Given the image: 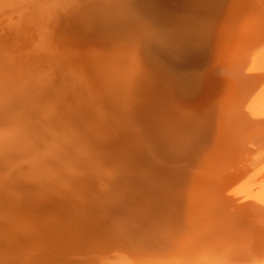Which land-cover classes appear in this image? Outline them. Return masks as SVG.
I'll use <instances>...</instances> for the list:
<instances>
[{"label":"bare ground","instance_id":"obj_1","mask_svg":"<svg viewBox=\"0 0 264 264\" xmlns=\"http://www.w3.org/2000/svg\"><path fill=\"white\" fill-rule=\"evenodd\" d=\"M19 1L0 0V11L9 10L10 8L13 12L18 9L20 13L17 10L15 14L13 13L14 15L11 12V14H8V16H16L18 22L20 17L23 18L22 15L26 10H29V14L35 11V18L40 19L41 17L42 20L46 21L48 19L47 21L50 22L53 17L58 26L64 27V21H60L62 24L57 21V16L60 14L57 15L56 11H60L62 12L61 17H64L61 19L65 20V29L68 27L66 22L70 23L72 27L75 25V27H80L78 29L80 33L73 29L76 31L74 33H77L80 39L81 36L87 39L90 49H86V51H90L91 57H94L95 60L94 62L90 61L88 57V63L85 62L87 67L85 66V68H91L95 72V83L97 84L95 86L92 83V86L94 84L96 88L97 85H101L102 88L94 91L91 88V91L87 94L88 96L85 95L84 100H80V103L75 106L73 103V107L68 109L69 117L66 116L67 113L64 117V119L68 118L69 121L70 118H90L86 119L85 122L83 120L85 125L88 126L86 129L89 128V130L92 126L97 125L98 132L96 131L95 135L98 138L94 139L91 136L93 129L89 132L91 138L85 132L92 144L89 145L90 143H88V145L91 146V150L92 148L95 149V154L91 151H89L91 154H87V147L83 146L84 144L87 145L86 141L82 146L80 145L82 140L78 143L80 146L78 144L76 146V142L72 141V136L74 133L79 132L78 129L77 131L74 130L73 133L72 128L70 131L72 136L71 133H65L66 130H63L64 133H62L57 129H50L52 127L45 129L48 126L43 123L44 118H51L52 120V115L57 112L54 113L53 110H50L51 108L54 109L52 105L51 108L49 107L50 109L42 107L39 110L37 106L36 110L31 109L32 111H30L29 106H33V104H27V107L21 113L18 112V109L22 104H18V107H13L14 104L11 108L8 106L10 99H13V97H15L17 103L18 88L12 87V85L17 86L13 84V79L23 83L24 88L27 84L30 86L31 83H35L36 87H40L39 93L42 92L43 84L47 79L43 81L41 75L38 76L39 71H36L38 67L29 64L27 55L30 53H25L26 56L24 54V56L20 55L17 61L15 56L19 55L20 52L18 54L17 48H15L17 54L14 55L13 52V55L17 65L13 66V60H7L8 57L6 58L5 53L3 54V47L0 48V83L6 85L3 87L0 84V206L6 214L7 210L10 214L12 212L10 210L16 211L23 207L22 203L29 198H26L28 196L26 193H30L28 186L32 183L29 182L31 184L27 185V189L23 187L26 184H22V186L21 183L28 182L29 178L32 177L35 179L36 177L33 176L35 174L38 175V179L41 178L39 176L46 179L44 180L47 183L46 188L50 183L53 184L54 177L58 179L60 177L62 180H64L63 177H66L67 181L63 183L61 181L60 184V179L59 184L55 183L59 186L54 187V184L53 187L49 186L51 187L48 189L49 191L54 188L56 190L42 192V195L43 193L44 195L52 193L54 195L51 198H53L58 193H62L70 197L69 199L66 197L65 203V195L60 194L63 196V201H60V197L57 195L59 203L64 202V204H67L62 208H64V211L66 208L69 214L67 215L70 219H73L72 221L68 220L70 221L68 223L72 225V227L69 225L70 229L75 228V226L80 228L78 230L77 227L76 231L72 230L69 233L70 230L66 226L63 227L62 232L61 230L58 232V223L54 222V218L52 220L47 216L49 220L44 222L43 227L41 225L44 233L40 234L41 229L37 232V227V230L33 227L35 224L33 226L30 223L25 225L26 222L24 223V221V224H22L16 223L14 222L16 220H14L13 227L10 230H8L9 225H7L9 226L8 229L2 225L3 227L0 228V264H264V0H21L24 5ZM19 3L22 6H25L26 3L29 4L28 9L20 6ZM12 4L15 7L14 10ZM5 6L7 9H4ZM34 6H36L35 9ZM4 18L6 19V17ZM35 18L29 20L36 24L38 21ZM12 19L10 18L6 22L11 25L10 21H14ZM72 23H75V25ZM19 24L21 25V21ZM33 27V29H38L36 26ZM1 29L3 33V26ZM14 29L16 28L14 27ZM41 30H44V28L41 27ZM55 30L54 32H56ZM48 31L49 29H47ZM70 31H68V35ZM33 32L35 33V31ZM64 32H61L60 39L67 36V34H64L62 38ZM23 33L25 34V31ZM18 34L15 37L18 38L20 36ZM11 35L13 34L10 33L9 36ZM29 35H32L31 32ZM38 36L41 35L37 34V38ZM13 37L9 38L12 39ZM47 38L41 36V39L51 41V38ZM3 39L5 38L3 37ZM3 39L0 37V43H3ZM40 40H38L39 43ZM65 40L67 39L65 38ZM59 42L61 43V40ZM63 42L65 41L63 40ZM7 43L11 42L8 41ZM8 45H4L6 50L10 47V44ZM11 45H14V43ZM46 45L49 46V42ZM75 46L77 45L75 44ZM27 47L30 46L27 44ZM64 48L66 49V47ZM28 49L31 51V47ZM47 49L52 50L51 48ZM9 50L12 49L9 48ZM57 51L55 50V54ZM86 51L83 52L85 53L84 56ZM6 52L8 53V51ZM39 52L41 53V51ZM65 53L67 51L62 54ZM71 53L65 55L70 57ZM45 54L43 55L45 56ZM34 55L36 54L34 53ZM39 58L42 60L41 57ZM46 62L49 63L47 60ZM7 64L13 66V69L11 67L7 69ZM53 68H51L52 71ZM79 68L81 70H78L85 74L84 67L83 69L82 67ZM45 70L44 73L46 74ZM76 71L72 73L75 75ZM44 73L42 76H46ZM47 75L51 74L47 73ZM61 75L64 77L62 71ZM52 76H54L53 72ZM56 78L58 82V77ZM68 79L71 81L70 77ZM49 84L52 88V83ZM62 85L65 84L62 83ZM31 86L29 87L30 90ZM66 86L68 88L70 85L68 86L67 83ZM216 86L219 89L221 87V91L219 90L220 96H217L219 98L217 108L213 107L216 109L219 107L221 112L219 110L217 112L216 109L214 111L212 106H208L210 109L212 108L211 110L209 108H207L209 110H206L205 104H202L203 109L200 108L198 99H204V95L197 98L198 105L195 104V101H190L191 104L194 102L193 104L199 107H192L193 109L189 111H192L191 114L196 113L193 118H202V121L203 118L209 119L210 111H213L219 120L222 118L225 129L218 132V134L221 133L224 139L216 135L210 142L207 140L203 142L207 144L205 147L203 143L201 144L204 147L203 149L195 146L196 149L194 147L195 151H193L194 139L198 140L200 135L201 138L205 135L202 136V134L197 133L198 129H196V133H192V136H190V129L196 128L190 122V120L193 122L194 119L191 117V119L188 118L190 119L188 121L186 118L189 124L186 121V124L184 123L185 128L186 125H191V127L188 126V130H190V135H188L184 132V128L175 130V127L171 125L170 128H174L168 130L169 125L166 127L163 121V118L167 116L165 117L162 112L164 117H160L161 113L157 115L154 109H158L157 104H163L165 98H167L166 101L169 97V99L177 100L179 98V100L182 99L184 103H187L189 100L185 99V101L183 98L192 95V99L195 100L197 95L195 96L194 93L198 90L202 88L203 90H209L216 88ZM38 87L34 89L38 90ZM24 88H22V91ZM51 88L50 91H52ZM12 89H15L17 94H15V91L12 92ZM79 89L84 88L82 86ZM217 89L214 91L218 92ZM103 90L107 91L104 92ZM158 90H162L163 95L160 93V96L165 98L151 100V97H154V93ZM24 92L28 94L27 87ZM209 92L206 93L207 96H210L208 95ZM52 93L54 95V92ZM29 94L31 100V96H37L35 91H33L34 95L31 92ZM46 94H48V91ZM70 94L72 95V93ZM82 94L84 95V93ZM199 94L201 93L199 92ZM42 95L46 97L44 93ZM43 96L42 98H44ZM73 96L76 97V95ZM24 98L21 99L20 97V100L27 102L28 98ZM37 98H40V95ZM64 99L66 100V97L62 100ZM51 100L54 102L53 99ZM32 101L36 103L34 98ZM32 101L31 103H33ZM171 101L170 106L171 103L174 105ZM211 101L213 103V98ZM211 101H208V103H211ZM28 102L30 103V101ZM182 102H179V105ZM12 103L13 100L10 104ZM50 103L52 104V102ZM49 104L45 105L48 107ZM68 104L69 102L65 106ZM164 106L162 109L166 108ZM28 107L29 109H27ZM22 108H24V105ZM180 108H182V105ZM66 109H63V111L65 112ZM168 109L171 110L172 108L169 107ZM177 109L174 108V111ZM181 110L178 109L175 113L178 112V115H180ZM184 110L182 111L184 112ZM157 111L161 112V110ZM170 113L173 114V111ZM175 113L173 114L174 119ZM184 115L182 114L181 117L184 118ZM185 116L190 117L187 114ZM171 117L168 119L170 120ZM26 118H31V121ZM32 118H35V120H37L36 118H43V121H39L40 119L37 121L42 122L46 127L40 128L39 124L32 123ZM58 118L59 121L63 120V116ZM143 118L145 119L143 120ZM146 118H162L161 120L164 123L160 122L159 119L160 124L155 123L156 127H154L153 123H150L153 122V119L147 122ZM176 119L171 120L173 123L178 124L179 118ZM208 119H204L206 125ZM73 121L75 120L73 119ZM195 121L193 123H196ZM47 122L49 125L51 121ZM83 122L81 121V123ZM204 122L202 127H205L203 126ZM62 123L65 124V121ZM51 124L53 125L52 122ZM85 125L82 128L84 130H86ZM56 126H59V124ZM67 126L66 129L69 128L70 130L71 128ZM104 126L108 129L107 135L111 133V136L106 135L105 138H102L103 134L100 130L103 131L102 127ZM216 126L218 127V125ZM207 127L206 129H208ZM212 129L215 131L216 127L212 126ZM203 130H200V132ZM66 135L69 136L66 137ZM112 136L115 140L112 139ZM85 137L83 135L80 139ZM171 137H174V140L170 139L169 142ZM201 138L198 142L202 140ZM111 142H114V144ZM199 143L197 144L199 145ZM72 145L76 148H72ZM77 147L79 153L75 151ZM80 150L82 153H80ZM73 151L76 153L74 154ZM64 153L72 159L68 165L64 163L67 157H65V160L63 159V162L60 161V157H63ZM87 156L94 163L89 164ZM52 160L61 162L60 167L54 162L56 167L59 168L56 170L57 172H51L54 165L50 167L49 162ZM68 161L70 162V159H67V163ZM20 163H22L21 166L26 163L27 171L24 172L26 174L23 176L16 175V180L14 174H16L17 168H21ZM3 165L9 168L6 167L7 172L4 171ZM58 171L61 172L59 176ZM17 172L20 173L18 170ZM13 179L16 181L15 184H11ZM38 179L36 182L39 185L35 181L34 183H36V187L40 186L39 188H41V182L39 181L42 180L38 181ZM36 192L34 189L31 193ZM38 194H36L37 198L43 200L44 196L39 197ZM24 195H26L25 198ZM82 195L90 197L86 199L87 202L83 201V207L86 203H91L93 198L97 205L94 207L88 205L89 208L86 209L77 207L76 204L83 199V197H78ZM47 197L48 195L45 198ZM77 198L79 202L75 204L74 200H78ZM29 199L33 200L31 197ZM45 200L48 199H44V202ZM26 204L24 206H30ZM59 208L61 209V207ZM39 210L41 209L39 208ZM49 210L50 212L53 211ZM45 212H47V208ZM6 214L2 213L0 219H5L8 216ZM22 216L27 217L25 220L29 219L26 215ZM51 216L53 217L52 214ZM41 219L37 221L39 222ZM7 221L5 219V222ZM62 223L61 225H63ZM66 229L69 231L66 232ZM71 233L73 239L75 236L73 242L71 241V235H69ZM35 235H39V239L43 236L44 241H36L37 237ZM30 239L34 243L35 241L38 242V245L35 243L37 246L32 247V243V245L30 242L27 243ZM71 243L74 245L70 246V250L65 249V245L68 246L67 244Z\"/></svg>","mask_w":264,"mask_h":264},{"label":"rangeland","instance_id":"obj_2","mask_svg":"<svg viewBox=\"0 0 264 264\" xmlns=\"http://www.w3.org/2000/svg\"><path fill=\"white\" fill-rule=\"evenodd\" d=\"M47 1H48V0H47ZM19 2L21 3L22 1L20 0ZM14 3H16V2H14ZM20 3H19V4H20ZM27 3H28V2H27ZM27 3H26L25 6H22L21 4H20V6L25 7V9H26V7L29 5V4L27 5ZM44 3H45V2H44ZM10 4H11V3H10ZM22 4L24 5L23 2H22ZM14 5H15V4H14ZM17 5H18V4H17ZM30 5L32 6V4H30ZM11 6H13V4H12ZM15 6H16V5H15ZM39 6H40V5H39ZM13 7H14V6H13ZM16 7H17V6H16ZM35 7H36V6H34L33 8L35 9ZM3 8H4V7H3ZM3 8H2V9H3ZM19 8H20V7H19ZM4 9H7L6 6H5ZM14 9H15V7L13 8V10H14ZM27 9H28V7H27ZM29 9H30V8H29ZM9 10H10V8H9ZM9 10H3L2 12L0 11V13H1V17H0V37H1V39H3V37L5 38V39H3V43H0V48L3 47L2 50H3V54L5 53L4 56H6V58L8 57L7 60H11V59H12V60H13L12 62H14L13 66H16V65H17V61H18V59L20 58V55H21V56H24L25 53H30L31 55H30V54H29V55L26 54V55H27V58H28V57L30 58V59L28 58V60H29V61H28L29 64H32L33 66H37L38 68H37V69L35 68V69H36V71H39L38 76L41 75V77L43 78V81L47 79L46 81H48L49 83H52L53 86H52V88H51L50 84L47 83V82L45 81V83L43 84L44 88L42 89V92L39 93L38 91H40V90H39L40 87L37 86V87H38V90H35V89L37 88L35 83H34L35 85L31 83L32 86H34V87H32L31 84H30V86H31V90L29 89L30 86H28V84H27L26 87H27L28 94L31 92L32 95H34V94H33V91H35V92L37 93V96H35V97H34V96H31V97H32V100H33V98H34V100L36 101V103H35V102L32 101L31 99H29V98H30V94L28 95V94H26V92H24L25 89H26V87L24 88V86L22 85L23 83H21L19 80H17V81H18V83H17L16 79H15V80L13 79V81H12L13 84H14L15 86H16V85H17V86L14 87V86L12 85V87L15 88V89L18 88V94H17V91H15V89H14V90L12 89V90H13L12 92L15 91V94H17V96H18L19 98L17 97V103H16V99H14L15 97H13V99H10L8 106H10V108H11L13 104H14L13 107L17 106L18 104H22V105L19 106L20 109H18V110H19L18 112L21 113V112L27 107V104H29V105H30V104H33V106H34V107H33L32 105H30V106H29L30 109H29V107L27 108V109H29L30 111H32L31 109L36 110L37 106H38L37 109L40 110V108H42V107H46L47 109H48L49 107L51 108V105H52L54 109H52V108H51V109L49 108V109H50V110H53L54 113L57 111L54 115H52V118L54 119V120H53V119H52V120H53L54 122L51 120V118H49V119L44 118V121H45V122L42 120L43 118H39L40 120H39L38 118H36V119L39 120V121L42 120L44 124L46 123V125L48 126L47 128H45L46 125H44V124H42V122H40V123L42 124V125H41V124L39 123V121L35 120V118H34V119L32 118V123H35V124H37V125L39 124L38 126H40V128H43V127L45 126V127H44L45 129H49L50 127H52V128H50V129H57L58 131H60V132H62V133H64L63 130H66L65 133H67V132H68V134L71 133V134H70L71 136H72V132L74 133V130L77 131V129H78L79 132L74 133V135L72 136V138H73L72 141H75V142H76V146H77V144H78L81 140H82V141L80 142V145H81V146H82V145L84 144V142L86 141V142H87V145H86V144L83 145L84 147H85V146L87 147V150H86L87 152H86V153H87V154H91L92 152L94 153V150H95V149L92 148V150H91V146H89V145H92V144L89 142V140H90L89 137L91 138V136H93L94 139H95V138H98V136L95 135V134H96L95 132H96V131L98 132V130H97V125L94 124V125H95L94 127H95L96 129L92 126V128H90V130H89V128L86 129L88 126L85 125L84 122H85L86 119H90V118H86V119H85V118H70V121H69L68 118H65L66 120L64 119L66 113H67L66 116L69 117V114H68L69 111H68V109H71V108L73 107V103H74V106L77 105L78 103H80V100H81V101L84 100L85 95H86V97L88 96V95H87L88 92H90L91 90L94 91V90H98V89L102 88L101 85H97L98 87L95 88V86H96L97 83H95V82H96V79H95V76H94V74H95L94 70L91 69V68H85V66L87 67V64H86V63H88V57L90 58V61H91V60H92L93 62L95 61V60H94V57L92 58L91 55H90L91 52H90V51H89V52L86 51V49H87V50L90 49V48H89V47H90L89 42H87V39H85V37H82V36H81V39H80V37L77 36V33H80V32H79L80 30L78 31V29H80V27H79V26L75 27V26H76L75 23H72L73 25H75V26H74L75 28H74V27H72V25H71L70 23L66 22V25H68V27H66V29H67V30H66V29L64 28V27H65V20H62V19H61V18H64V17H61L62 12L58 11V12H59V13H58V12L56 11V9H55V11H56L57 15L60 14V15L57 16V21H58L59 24H62L61 22L64 21V22H63L64 27H62L61 25L58 26L57 23H56V20L54 21L53 17L51 18L52 20L50 19V22L47 21L48 19H47L46 21H45L44 19L42 20L41 17H40V19L35 18V14H36L35 11H33V13H30V14H29V12H28L29 10H28V11L26 10V12H24V14L22 15L23 18L20 17V20H19V18H18L19 22L21 21V25H20L19 22L16 20V19H17L16 16H13V15L16 13V11H17L18 9H15L13 12H11L12 9H11L10 11H9ZM18 11H19V10H18ZM30 11H32V10H30ZM53 11H54V9H53ZM5 12H7V13H6L7 16L5 15ZM10 12H11L12 14H13V13H14V14L11 15V16L9 15V16H10V17H9L8 14H11ZM21 12L23 13V11H21ZM19 13H20V11H19ZM52 13H53V12H52ZM17 15H18V14H17ZM24 15H25V18H24ZM30 15H31V18H30ZM27 16H28V17H27ZM52 16H53V15H52ZM4 17H6V19H5ZM13 17H14V18H13ZM26 17H27V18H26ZM59 17H60V19H59ZM3 18H4V19H3ZM10 18H11V19L13 18L14 21L16 22V24H15L14 21H13V22L10 21L11 25L9 24V22H6V21H7L8 19H10ZM33 18H35V20L38 21V22H36V24L33 23V22L31 21ZM55 18H56V16H55ZM13 19H12V20H13ZM21 19H23V20H21ZM29 19H31V20H29ZM22 21H23V23H22ZM60 21H61V22H60ZM2 22H3V23H2ZM5 22H6V24H5ZM44 22H45V23H44ZM12 23H13V24H12ZM38 23H39V26H38ZM50 23H51V24H50ZM54 23H56V24L54 25ZM7 24H8V25H7ZM24 24H25V25H24ZM28 24H29L30 26H32V25H33V26H36L38 29H36V28L33 29L34 27H33V26L30 27ZM34 24H35V25H34ZM46 24H47V26H46ZM49 24H50L51 26H50ZM9 25H10V26H9ZM43 25H44V26H43ZM48 25H49V26H48ZM70 25H71V27H69ZM2 26H3V28H4V32H3V33H2V29H1ZM12 26H13V27H12ZM14 27H15L16 29H17V27H19L18 29H21L22 32H21V30H18V29L16 30V29H14ZM21 27H22V28H21ZM24 27H25V29H23ZM41 27H42V29L44 28V30H41ZM45 27H46V28H45ZM49 27H50V28H49ZM52 27H53V28H52ZM55 27H57V28H55ZM59 27L61 28L60 31H59V29H60ZM5 28H6V29L9 28V29H7V31H9V32H7V31L5 32V30H6ZM11 28H12V29H11ZM58 28H59V29H58ZM63 28H64V29H63ZM10 29H11V31H10ZM31 29H32V30H31ZM45 29H46V30H45ZM47 29H49L48 32H47ZM51 29H52V30H51ZM53 29H54V30L56 29V30H55L56 32H54ZM57 29H58V30H57ZM71 29H72V30H71ZM73 29H75V30L77 31L76 34L74 33V32H76V31H74ZM30 30H31V31H30ZM50 30H51V31H50ZM62 30H63V31H62ZM70 30H71V31H70ZM13 31H14V32H13ZM24 31H25V34L23 33ZM27 31H28V32H27ZM32 31H35V33H34V32L32 33ZM36 31H37V34H38V35L40 34L43 38H47V37H48L47 39H50V38H51V41H50V40H44V39H41V36H40V37L38 36V38H37ZM38 31H40V32H38ZM42 31H46V32H42ZM64 31H65V32H64ZM66 31H67V32H66ZM68 31H70L69 35H68ZM17 32H18L19 34H18ZM20 32H21L22 34H21ZM30 32H31L32 35H31V36H30V35L28 36V34H29ZM41 32H42V33H41ZM57 32H58V34H57ZM59 32H60V34H59ZM61 32H64V33H62V38H63L64 34H67V36H64L63 39H60V37H61V36H60V35H61ZM1 33H2V34H1ZM10 33L13 34L14 37H13V35L9 36ZM27 33H28V34H27ZM46 33H47V34H46ZM49 33H50V34H49ZM51 33H52V34H51ZM17 34L20 35V36H18V38L15 37V36H17ZM55 34H56V35H55ZM74 34H75L76 36H75ZM23 35H24L25 37H24ZM33 35H34V36H33ZM50 35H51V36H50ZM73 35H74V36H73ZM7 36H8V40H7ZM58 36H59V37H58ZM9 37H13V38H12L13 40H12L11 38H9ZM20 37H21V38H20ZM29 37H30V38H29ZM53 37H54V38H53ZM70 37H71V40H70ZM72 37H73V38H72ZM33 38H34V39H33ZM36 38H37L38 40L41 39V40H40L41 42L39 43V41H38ZM57 38H58V39H57ZM65 38H66L67 40H65ZM23 39H24V40H23ZM31 39H32V40H31ZM52 39H53V41H52ZM72 39H73V41H72ZM16 40H17V42H16ZM60 40H61V43L59 42ZM63 40H64L65 42H63ZM81 40H82V41H81ZM8 41L11 42V43H7ZM19 41H20V42H19ZM22 41H23V42H22ZM27 41H28V42H27ZM54 41H55V42H54ZM35 42H36V44H35ZM48 42H49V46L46 45V44H48ZM67 42H68V43H67ZM79 42H80V43H79ZM86 42L88 43V45H87ZM12 43H14V45H15V44H16V45H15V46H14V45H11ZM18 43H20V44H18ZM45 43H46V44H45ZM54 43H55V44H54ZM74 43H75L77 46H75ZM1 44H2V45H1ZM8 44H10V47H9V48H11L12 50H9V48H7V50H6V46H9ZM25 44H26V45H25ZM27 44H28V46L31 47V51H29L30 49H28V48H30V47H27ZM52 44H53V45H52ZM57 44H58V45H57ZM71 44H72V45H71ZM4 45H6V46H4ZM20 45H21V46H20ZM40 45H43V46H40ZM50 45H52V46L50 47ZM64 45H65V46H64ZM66 45H67V46H66ZM69 45H70V46H69ZM86 45H87V47H86ZM63 46L66 47V49H65ZM72 46H73L75 49H74ZM84 46H85V48H84ZM39 47H40V48H39ZM45 47H47V48H49V49L51 48L52 50L50 51V50H48V49L45 48ZM59 47H60V49H59ZM71 47H72V48H71ZM82 47H83L84 49H83ZM15 48H17L16 50L18 51V54H19V52H20L19 55H16V56H15L17 61H14V60H15L14 55L17 54ZM26 48H27V49H26ZM37 48H38V49H37ZM76 48H77V49H76ZM4 49H5V51H4ZM13 49H14V50H13ZM34 49H36V50H34ZM54 49H55V50H58V51L56 52V54H55V50H54ZM69 49H70V50H69ZM20 50H21V51H20ZM24 50H25L26 52H25ZM42 50H43L44 52H43ZM47 50H48V51H47ZM68 50H69V52H68ZM6 51H8V53H7ZM23 51H24V53H23ZM27 51H28V52H27ZM39 51H41V53H40ZM45 51L48 53L47 55L45 54V53H46ZM52 51H53V52H52ZM63 51H64V52L67 51V53H71V52L74 53V52H75V54L71 53V55H70V57H69L68 55H67V56L65 55V54H67V53L62 54V53H64ZM81 51H82V53H81ZM85 51H86V55L84 56L85 53H83V52H85ZM13 52H14V55H13ZM21 52H22V53H21ZM58 52H59V53H58ZM34 53H35L36 55H34ZM77 53H78V55H77ZM23 54H24V55H23ZM43 54H45V56H47V57H45ZM81 54H82V55H81ZM11 55H12V56H11ZM26 55H25V56H26ZM33 55H34V56H33ZM38 55H39V56H38ZM42 55H43V56H42ZM62 55H63V56H62ZM76 55H77V56H76ZM92 55H93V54H92ZM9 56H10V57H9ZM32 56H33V57H32ZM36 56H37V59H38L39 61L36 59ZM48 56H50V57H48ZM59 56H60V58H59ZM64 56H65L66 58H65ZM79 56H80V57H79ZM18 57H19V58H18ZM39 57H41L42 60H41ZM72 57H73V58H72ZM47 58H49L51 61H50L49 59H47ZM56 58H57V59H56ZM58 58L60 59V61L58 60ZM64 58H65V60H64ZM68 58H69L70 61L72 60V62H70V61L68 60ZM75 59H76V60H75ZM7 60H6V61H7ZM33 60H34L35 63L33 62ZM44 60H45V61H44ZM46 60L49 61V63L46 62ZM55 60H56V61H55ZM62 60H63V61H62ZM67 60H68V61H67ZM42 61H43V63H42ZM66 61H67V62H66ZM52 62H53V63H52ZM54 62H55V63H54ZM56 62H57V64H56ZM65 62H66V63H65ZM68 62H70L69 65H67ZM85 62H86V63H85ZM39 63H40V64L42 63L41 66L43 67V69H42V67L40 66ZM50 63H51V65H49ZM61 63H62L63 66L61 65ZM71 63H72V65L70 66ZM59 64H60V65H59ZM11 65H12V63H11ZM11 65H10V64H7V69H10V68H8V67H11V69H13V68H12L13 66H11ZM46 65H48V66H46ZM66 65H67V66H66ZM49 66H50V67H51V66L54 67V68H53L54 70L52 71V69H51L52 67L50 68ZM55 66H56V67H55ZM73 66H74V68H73ZM46 67H47V68H46ZM48 67H49L50 69H49ZM63 67H65V68L63 69ZM79 67H82V69H83V67H84L83 71L85 70V74H84L83 72H80V71H79V70H81V68H79ZM88 67H89V66H88ZM56 68H57V69H56ZM68 68H70V69H68ZM38 69H39V70H38ZM45 69H47V70H45ZM66 69H67V70H66ZM78 69H79V70H78ZM87 69H88V70H87ZM33 70H34V68H33ZM44 70H45L46 74L44 73ZM56 70L58 71V73H57ZM65 70H66L67 72H66ZM69 70H71V71H69ZM76 70H77V71H76ZM89 70H90V71H89ZM40 71H41V73H40ZM47 71H48V72H47ZM50 71L53 72V75H54V76H52V72H50ZM59 71H60V72H59ZM61 71H62V74H63L64 77H62V75H61ZM73 71H76V72H77V73H75L76 76L72 73ZM91 71H92V72H91ZM42 72H43L46 76H42V74H43ZM54 72H55V73H54ZM47 73H49V74H51V75L48 76ZM56 73H57L56 77H58V82H59V83L56 81V79H57V78L55 77V74H56ZM70 73H72L73 75H72V74L70 75ZM67 74H69V75H67ZM86 74H87V75H86ZM90 74H92V75H91L90 77H88ZM81 75H82V76H81ZM84 75H85V76H84ZM50 76H51V77H50ZM71 76H72V77H71ZM78 76H79V77H78ZM46 77H47V78H46ZM59 77H60V79H59ZM61 77H62V78H61ZM67 77H68V78L70 77V78H71V81H70V79H68ZM73 77L75 78V80H74ZM76 77H77V78H76ZM48 78H49V79H48ZM50 78H51V80H50ZM63 78L66 79L67 81H66V80L63 81V80H64ZM80 78H81V80H80ZM82 78H83V79H82ZM86 78H88V79H86ZM92 78H93V81H92ZM61 79H62V81H61ZM76 79H77V80H76ZM94 79H95V81H94ZM78 80H79V81H78ZM51 81H53V82H51ZM54 81H56V83H55L56 85L53 84ZM68 81H70L71 83L68 82ZM72 81H76V82H72ZM80 81H82V82H80ZM85 81H86V82H85ZM15 82H16V83H15ZM78 82H79V83H78ZM90 82H91V84H90L91 86L89 85ZM62 83L65 84V85H67V83H68V86H69V85H70V86L67 88V86L65 87V85H62ZM74 83H75V84H74ZM83 83H85V85H83ZM92 83H94L95 86H94V84H93V86H92ZM0 84H1V86H3V87L6 86V85H4V83H0ZM71 84H72V85H71ZM21 85H22V88H24L23 91H22ZM46 85H47V86H46ZM77 85H78V88H77ZM7 86H8V85H7ZM48 86H49V87H48ZM60 86H61V87H60ZM82 86H83L84 89H79V88H82ZM89 86H90V87H89ZM218 86H220V85H218ZM218 86H216V88L214 87L215 89H214V88L209 89L210 92H209V90H207V89L203 90V88L200 89V90H198L196 93H194L195 96L197 95L196 97L194 96V97H195V100L192 99V98H193L192 95L189 96V97H185V98H183L184 100H185V99H186L187 101L189 100L187 103H186V102L184 103V101H183L182 99H180V100H179V98H178V100H177V99H173V98L169 99V98H170V97H169L168 100H170V101L172 100V101H173V104H174V105H172V103H171V106H170V101H169V102H168V100L166 101L167 98H165L164 96H160L161 94L163 95V93H161L162 90H161V91H160V90L156 91V92L154 93V97H151V100H153V101H154V100H158V99H160V98H162V97L165 98V99H164L165 101L163 102V104H157L156 107H157L158 109H154V111L157 112V115H159V113H161L160 117H164V114H165V117L167 116L166 118H163V121L165 122L164 125H165L166 127L169 125V126L167 127L168 130H169V129H173V128L175 127V128H174L175 130H178L179 128H180V129H183V128H184L183 130H185L184 132H185L186 134L190 135V133H191L190 136H192V133L195 134L196 132L199 133V134H202V136L205 134L202 138L200 137L201 135L198 137V140H199V138L202 139L201 141H199V142H201V143H199L198 140H197L196 138L194 139V141H193L194 144L192 143V144L194 145V146H193V151H195L196 147H198V146H199L198 148L201 147L200 149H203V148L207 145L206 143L204 144L203 142H205L206 140L210 142L211 139H212L214 136H216V135H218L220 138H223V135H221V133L218 134V132H221V130L225 129V127H223V126H225V125H224L225 123H224V121L222 120V118H220V120H219L218 118H216V115L213 113V111H210L209 119H208V118H203V121H205V122H204L205 124H204L203 126H205V127H202V124H203V121L201 120L202 118H201V119H200V118H193V117L196 115V113H192V114H191L192 111H189V110H191V109H193V108H196V107L198 108L199 106H200V108L203 109L204 106H203L202 104H205V105L207 106V107L205 106V109H206V110H209L211 106H212V107L215 106V107L217 108V102H218V99H219V98H217V96H218V95L220 96V93H219V92L221 91V87H220V89H219ZM47 87H48V88H47ZM57 87H58V88H57ZM59 87H60V88H59ZM62 87H63V88H62ZM71 87H72V88H71ZM217 87H218V89H217ZM1 88H2V87H1ZM34 88H35V89H34ZM50 88H51L52 91H50ZM66 88H67V89H66ZM70 88H71V89H70ZM73 88H74V89H73ZM91 88H93V89H91ZM94 88H95V89H94ZM47 89H48V90H47ZM53 89H54V90H53ZM56 89H57V91H56ZM68 89L71 90V91L69 92ZM77 89H78L80 92H79ZM85 89H86V90H85ZM88 89H89V90H88ZM90 89H91V90H90ZM213 89H214V90L217 89L218 92H217V91L215 92ZM29 90H30V91H29ZM32 90H33V91H32ZM66 90H67V93H66ZM202 90H203V91H202ZM212 90H213V91H212ZM219 90H220V91H219ZM19 91H20V93H19ZM47 91H48V94H46ZM81 91H82V92H81ZM101 91H102V89H101ZM103 91L105 92V91H107V90H103ZM204 91H205V93H204ZM211 91H212V92H211ZM50 92H51V93H50ZM52 92H54V95H53ZM77 92H78V94H76ZM199 92L202 94V96H201V94H199L200 96L198 95ZM208 92H209L208 95H210V96H207V95H206V93H208ZM23 93H24L25 95H24ZM38 93H39V94H38ZM43 93H44V95H46V97L42 95ZM49 93H50V94H49ZM58 93H59V94H58ZM70 93H72V95H71ZM82 93H84V95H83ZM160 93H161V94H160ZM211 93H212V94H211ZM214 93H215V94H214ZM20 94H23L24 96H23V95H20ZM57 94H58V96H57ZM65 94H66V95H65ZM69 94H70V96H69ZM155 94H156V95H155ZM19 95H20V96H19ZM39 95H40V98H37V97H39ZM48 95H49V97H47ZM67 95H68V97H67ZM73 95H76V97H74ZM203 95L205 96L204 99H203V98H202V99L199 98V97H203ZM14 96H15V95H14ZM26 96H27V97H26ZM42 96H43L45 99L42 98ZM56 96H57L58 99L55 98ZM72 96H73V97H72ZM77 96H78V98H77ZM82 96H83V97H82ZM152 96H153V95H152ZM155 96H156L157 98H156ZM219 96H218V97H219ZM20 97H21V99H22L23 97H25L24 99H27V98H28L27 100L30 101V103H29L28 101H27V102H25V101H23V100L21 101V100H20ZM52 97H53V98H52ZM60 97H61V98H60ZM65 97H66V100H65V99L62 100V99L65 98ZM208 97H209V99H208ZM35 98H36V99H35ZM54 98H55V99H54ZM197 98H199L198 100H199L200 105H199V106H195V105L193 104L194 102H192V104H191L190 101H195V104H197V103H198ZM212 98H213V103H212V101H211ZM214 98L216 99V102H215V99H214ZM18 99H19V101H18ZM41 99H43V101H41ZM46 99H47L48 102L46 101ZM48 99H49V100H48ZM51 99H53L55 103H54ZM59 99H60V100H59ZM74 99H75V101H74ZM76 99H77V101H76ZM6 100H9V99H6ZM12 100H13V103L10 104V103L12 102ZM14 100H15V101H14ZM186 100H185V101H186ZM205 100H206V101H205ZM20 101H21V102H20ZM31 101H32L33 103H31ZM59 101L61 102L62 105L60 104ZM72 101H73V102H72ZM172 101H171V102H172ZM182 101H183V102H182ZM196 101H197V102H196ZM202 101H205V102H202ZM208 101H211V103H210V102L208 103ZM24 102H25V103H24ZM50 102H52V104H51ZM67 102H69V104H68L67 106H65V104H67ZM75 102H76V103H75ZM167 102H168L169 105L167 104V106H166V103H167ZM179 102H182V103L179 105ZM189 102H190V103H189ZM41 103H42V104H41ZM43 103H44V104H43ZM49 103H50V104H49ZM58 103H59V105H58ZM214 103H215V104H214ZM45 104H46V105L49 104L50 106L47 107ZM63 104H64L65 107L63 106ZM187 104H188V105H187ZM210 104H211V105H210ZM23 105H24V108H22ZM43 105H45V106H43ZM55 105H56V106H55ZM158 105H159V106H158ZM160 105H161V107H160ZM163 105H165L164 107H166V108H163V109H162ZM175 105H178V106L176 107ZM181 105H182V108H180ZM197 105H198V104H197ZM8 106H7V108H9ZM57 106H58V107H57ZM62 106H63V107H62ZM183 106H185V107H183ZM208 106H210V107H208ZM17 107H18V106H17ZM31 107H32V108H31ZM56 107H57V108H56ZM66 107H67V109H66ZM70 107H71V108H70ZM169 107L172 108V109H171V110L168 109ZM187 107H188V108L191 107V108L188 109ZM192 107H193V108H192ZM7 108H6V109H7ZM55 108H56V109H55ZM61 108H62V109H61ZM159 108H161V109H159ZM174 108H175V109L178 108L179 110H181V109H182V110L185 109V110H184V112L181 110L182 113H181L180 115H178V112L175 113L176 111H178V109H177L176 111H174ZM186 108H187V109H186ZM207 108H209V109H207ZM216 108L213 107V110H214V111L217 110V112H218V110L220 111L219 107H218V109H216ZM14 109H16V108H14ZM27 109H26V110H27ZM63 109H64V110L66 109V111L64 112ZM164 109H165V110H164ZM211 109H212V108H211ZM211 109H210V110H211ZM215 109H216V110H215ZM157 110H161V112H160V111H157ZM162 110H163V111H162ZM166 110H167V114H166ZM169 110H170V111H169ZM10 111H11V110H10ZM60 111H61V112H60ZM171 111H173V114L175 113V119H174V115L170 113ZM197 111H198V110H197ZM162 112H163L164 114H163ZM188 112H189V113H188ZM194 112H195V110H194ZM201 112H202V111H201ZM211 112H212V113H211ZM217 112H215V113H217ZM220 112H221V111H220ZM58 113H59V115H58ZM61 113H62V114H61ZM64 113H65V114H64ZM179 113H180V111H179ZM63 114H64V115H63ZM182 114H183V115H184V114H185V115L187 114V116L190 115V117H189V116L186 117V116L184 115V118H182V117H181ZM212 114H213V115H212ZM57 115H58V116H57ZM168 115H169V116H168ZM172 115H173V117H171ZM176 115H177V117H176ZM211 115H212V116H211ZM54 116H55V118H54ZM62 116H63V120L61 119L62 121H59V118H58V117L62 118ZM179 116H180V117H179ZM213 116H214V117H213ZM170 117H171V119H172L173 121H174V120H177L176 118H179V120H178L179 123H178V124H176L175 122L173 123V121H172L171 119H170V120L168 119V118H170ZM191 117H192V119L196 120V121H195L196 123H193L194 120H193V122H192V120H190ZM186 118H187V119L190 118V119H188V121L190 120L192 126H193V127H196V128H193L194 132H193L192 128L190 129L192 132H191L190 130H188V126H189V125H186V128H187V129L185 128V126H184L185 121H186L187 124H189V122H187ZM24 119H25V118H24ZM26 119L31 121V118H30V119H29V118H26ZM45 119H47V120H45ZM55 119H56V120H55ZM67 119H68V120H67ZM73 119H74L75 121L77 120L78 123L75 122V121H73ZM144 119H145V118H143V120H144ZM146 119H147V118H146ZM152 119H153V118H152ZM152 119H150V118L147 119V122H150ZM159 119H160V122H162V120H161L162 118H156V119H153V122L151 121L150 123H151V124L153 123V126L156 127V124H157V123L160 124V122H158ZM164 119H165V120H164ZM204 119H206V120L208 119V121H207L208 124H207V125H206V120H204ZM210 119H211L212 121H209ZM213 119H214V120H213ZM223 119L225 120V118H223ZM83 120H84V122H83ZM148 120H149V121H148ZM47 121H49V122L51 121V122L53 123V125L51 124V122H50L49 125H48V122H47ZM63 121H65V124L70 125V126H67V125H66L67 127H70V128H71L70 130H69V128L66 129L65 124L62 123ZM79 121H80V122H79ZM81 121H82L83 123H81ZM156 121H157V122H156ZM166 121H167V122H166ZM169 121H170V122H169ZM180 121H183V122L180 123ZM28 122H29V121H28ZM37 122H38V123H37ZM67 122H68V123H67ZM164 122H162V123H164ZM168 122H169V123H168ZM213 122H215V123L217 122L216 125H218V127H217V126L215 125V123H213ZM32 123L30 122V124H32ZM57 123L59 124V126H56V125H58ZM109 123H110V122H109ZM155 123H156V124H155ZM162 123H161V124H162ZM186 123H185V124H186ZM28 124H29V123H28ZM60 124H61V125H60ZM74 124H75V125H74ZM83 124L86 126V127H84L86 130L82 129L83 126H84ZM173 124H174V125H173ZM212 124H213V125H212ZM220 124H221V125H220ZM62 125H63V126H62ZM76 125H77V126H76ZM80 125H82V126H80ZM88 125L90 126V124H88ZM171 125L174 126V127H173V128H170ZM177 125H178V126H177ZM181 125H183V126L180 127ZM195 125H196V126H195ZM200 125H201V126H200ZM208 125H210V126L207 127ZM32 126H33V124H32ZM38 126H37V128H39ZM109 126H110V124H109ZM172 126H171V127H172ZM176 126H177L178 128H177ZM212 126H215V127H216L215 131L213 130L214 128L212 129ZM58 127H59V128H58ZM189 127H191V125H190ZM206 127H207L208 129H206ZM40 128H39V129H40ZM72 128H73V130H72ZM75 128H76V129H75ZM102 128H103V131L100 130V132L103 134V137H102V138H105L106 135H107V133H108V131H107L108 129H106L105 126L102 127ZM220 128H221V129H220ZM79 129L81 130L82 133L80 132ZM92 129H93V131H92V135H91V133H89V132H91ZM196 129H198V130L196 131ZM203 129H205V130H203ZM219 129H220V130H219ZM68 130H69V131H68ZM71 130H72V132H70ZM83 130H84V132H83ZM88 130H89V131H88ZM104 130H105V131H104ZM187 130H188V131H187ZM200 130H203V131H201L202 133L200 132ZM189 131H190V133H189ZM195 131H196V132H195ZM207 131H209V132H208V133H209L208 135H207ZM211 131H212V133H211ZM52 132H53V131H52ZM85 132H86V134H87L89 137L85 134ZM93 132H94V133H93ZM187 132H188V133H187ZM204 132H205V133H204ZM79 133H80V134H79ZM171 133H172V132H171ZM215 133H216V134H215ZM60 134H61V133H60ZM81 134H82V135H81ZM89 134H90L91 136H90ZM102 134H101V135H102ZM186 134H185V135H186ZM212 134H213V135H212ZM79 135H80L81 137H83V135L86 136V137L80 139L81 137H80ZM210 135H211V136H210ZM220 135H221V136H220ZM48 136H49V135H48ZM48 136H47V137H48ZM68 136H69V135H66V137H68ZM75 136H76L77 138H76ZM107 136H108V137L111 136V133L108 134ZM61 137H63L62 134H61ZM64 137H65V135H64ZM74 137H75L76 139H75ZM79 137H80V138H79ZM183 137H185V136H183ZM113 138H114V137L112 136V139H113ZM173 138H174V137H173ZM173 138H172V137L169 138V142H170V139H173ZM78 139H80V140L77 142ZM83 139H84V140H83ZM223 139H224V138H223ZM223 139H222V140H223ZM113 140H115V138H114ZM173 140H174V139H173ZM195 140H196V142H195ZM75 142H74V143H75ZM171 142H172V141H171ZM209 142H207V143H209ZM74 143H73V144H74ZM88 143H90V144L88 145ZM111 143L114 144V142H111ZM197 143H199V145H198ZM202 143L204 144V147H202V145H201ZM78 145H79V144H78ZM80 145H79V146H80ZM195 146H196V147H195ZM74 147H75V146H74ZM74 147H73V145H72V148H74ZM84 147L82 148V152H83ZM88 147H89V148H88ZM194 147H195V149H194ZM75 148H76V147H75ZM191 149H192V148H191ZM73 150H74V149H73ZM198 150H199V149H198ZM75 151H77V153H79V151H78V147H77V149H76ZM89 151H91V153H89ZM82 152H81V150H80V153H82ZM73 153L75 154L76 152L73 151ZM94 154H95V153H94ZM76 155L78 156V154H76ZM92 155H93V154H92ZM88 156H90V155H88ZM88 156H87V157H88ZM63 157H64V158H63ZM63 157H62V156L60 157V161L63 162V161L65 160V157H67V158H66V161H64V163H66L67 165L71 163V160H72V159H71V158H68L69 155L67 156V154L64 153V154H63ZM85 158H86V157H85ZM88 158H89V161H88L89 164H90V163H94V161H93L90 157H88ZM63 159H64V160H63ZM67 159H70V162L68 161V163H67ZM20 160H21V159H20ZM20 160H19V161H20ZM52 161H53V160H52ZM52 161L49 162V163L51 164L50 167L54 165L53 168H51V170H52L51 172H53V171H54V172H57L56 170L59 169L58 167H60V163H61V162L59 163L58 160H56V161L54 160L53 162H52ZM54 162L56 163V165H57L58 167H56V165H55ZM86 163H87V162H86ZM21 164H22V163H20L19 165L21 166ZM24 164L26 165V163H24ZM24 164L21 166L22 170H21V168H17V169H16V174H14V178H15L16 180H17L16 175H19V174H20V176H23V175L26 174V173H24V172L27 171V170H26V169H27V165L25 166ZM87 164H88V163H87ZM20 166H18V167H20ZM0 167H1V165H0ZM3 167H4V169H5L4 171L7 172V171H6V167H7V166L3 165ZM3 167H2V168H3ZM54 167H55V168H54ZM7 168H8V167H7ZM8 169H9V168H8ZM8 169H7V170H8ZM24 169H25V171H24ZM17 170H18L20 173H18ZM8 171H9V170H8ZM58 172H59V173H58V176H59L61 172H60V171H58ZM23 173H24V174H23ZM27 173H28V172H27ZM189 173H190V172H189ZM28 174H29V173H28ZM55 174H56V173H55ZM187 174H188V173H187ZM187 174H186V175H187ZM52 175H53V174H52ZM33 176H35L36 178L34 179V178L32 177V178H29L30 180H28V182L25 181V183H24V182L21 183V185H22V184H23V185L26 184L25 186L22 185V186H23L24 188H26V189H27V185L32 183L31 185L28 186L29 189H30V193H26V195H28V196L24 195V198H25V196H26V198H27V197H29V198L31 197V198H33V200L28 198L29 200L27 199V201H25L24 203H22L23 207H21L19 210H18V209H17L16 211H15V210H10V212L12 211V212L10 213L11 216H10V214H8V213H9V210H7V214H6V212H4L5 210H3L2 207L0 206V209H1V211H0V212H1L0 217H1L2 213H5L6 215L9 216V217L6 216V218H5L6 221L9 220V221H7V222H5V219H3V220L0 219V223H1V225H0L1 227H0V228H2V227L4 226L5 228L7 227L6 229H8V227L10 226V228H9L8 230L12 229V227H13V221L16 220V221H14V222H16V223L19 222V223L24 224V223L26 222L25 225L30 223V224L33 226V224H35L33 227H34L35 229H36V227H37V229H38V230L36 229L37 232H39V230L41 229L40 232H39V234H40V233H44V229L42 228L44 222H45L46 220H49L50 218H51L52 220H53V218H54V222H56V224L58 223V224H57V227L60 228V229H59V228L57 229L58 232H60V230H61V232H62V231L64 230L63 227L65 228L66 226H68V229L70 230V231L68 230L69 233L72 232V230H75V231H76V228H77V227H78L77 229L80 230L79 226H75V228L73 227V229H72V228L70 229L69 225H71V223H68V222L72 221L73 219H70V218H69V216H68L69 214H68L66 208H65V211H64V208H62V206L64 207L65 205H67V204H64V202L66 203V197H68V196H66L65 194H62V193H58V191H57L56 194L58 193L57 195L60 197V198H59L60 201H63V198H62L63 196H62V195H65V196H64V198H65V199H64V202H60V203H59V199H58L57 195L54 196L53 198H51V197L54 195V194H52V193H49V194L46 193L45 195H44V193H43V195H42V192H50V191L53 192L54 190H56V188L51 189L50 191H49L48 189H50V188L53 187V186H54V187L59 186L58 184H59V180H60L61 178L59 177V179H58L57 177H56V178L54 177L55 179L53 178V180H52L54 185L50 183V184L48 185V188H46V187H47V183L44 182V180H46V179H44V178L42 179V176H39V177H41V178L38 179V175H36V174L33 175ZM47 176H48V175H47ZM28 177H29V176H28ZM32 179H33V181H32ZM37 179H38V181H39L40 179L42 180V181H39V182H41V186H42L41 188H39L40 186L36 187V185H35L36 183H37V185H39L38 182H36ZM47 179H48V178H47ZM56 179H57V180H56ZM63 179H64V180H62V179L60 180V184H61V181H62V183H63L64 181H67L66 177H63ZM54 180H55V182H54ZM12 181H13V183L10 181L11 184H15L16 181H15L14 179H13ZM30 181H31V183H29ZM34 181H35L36 183H34ZM0 182H1V181H0ZM10 182H9V183H10ZM26 182H27V183H26ZM43 183H44V184H43ZM55 183H58V184H55ZM32 185H33V187H32ZM34 185H35V188H34ZM50 185H51V187H49ZM52 185H53V186H52ZM31 187H32V189H31ZM37 188H38V190H37ZM43 188H45V190L47 189V191L43 190ZM34 189H35V192H36V190H37V192H38L39 194H38L37 192L34 193V194H32ZM41 189H42L43 191H42ZM117 189H119V188L117 187ZM31 192H32V193H31ZM36 194H38L39 197L44 196V197L42 198L43 200H41V198H40V199L37 198ZM50 194H51V196L49 197ZM60 194H62V195H60ZM31 195H32V196H31ZM47 195H48L49 198H48V197L45 198ZM33 196H34L35 198H34ZM82 197H83V199H82V200L80 199L81 201L79 202V199H78V198H82ZM84 197H85V199H84ZM87 197H88V195H82V196H80V197L77 198L78 200H74V201H75V204H76L77 202H79L78 204H76V206H77V207H80V208H84V209H86V208H89L90 206H93V207H94V206L97 205V203H96V201L94 200L93 197H91V198H93L92 201H91V203H86V202H87L86 199H89V198H90V197H88V198H87ZM69 198H70V197H68V199H69ZM34 199H35V200H34ZM37 199H38V200H37ZM44 199H48V200H45L46 203L44 202ZM49 199H51V200H50V201H51L50 203H49ZM52 199L54 200L55 203L52 202V201H53ZM57 199H58V201H57ZM90 200H91V199H90ZM90 200H88V202H90ZM30 201H31V202H30ZM83 201H86V202H85V203H86L85 207H83V206H84V205H83ZM4 202H6V200H4ZM26 202H27V204H26ZM28 202H29V203H28ZM34 202H35V203H34ZM38 202H39V203H38ZM32 203H33V205H32ZM48 203H49V204H48ZM85 203H84V204H85ZM94 203H96V204H94ZM25 204H26V205H30V206H32V207H30V206H24ZM40 204H42V205H40ZM50 204L53 206V208H52V206H51ZM1 205H2V204H1ZM38 205H39V206H38ZM47 205H48L49 207H48ZM56 205H58V207H56ZM81 205H82V206H81ZM88 205H89V207H88ZM35 206L38 207V209H36ZM50 206H51V207H50ZM24 207H25V208H24ZM33 207H34L35 209H34ZM42 207H44L45 210H44V208H42ZM55 207H56V209H55ZM59 207H61V209H62V211H60V212H59V210H61V209H60ZM23 208H24V209H23ZM28 208H29V211H30V212L28 211ZM39 208H40L41 210H39ZM46 208H47V212H45V211H46ZM57 208H58V209H57ZM80 208H78V209H80ZM26 209H27V213L25 214ZM49 209H51V211H52V210L54 211V209H55V211H56L57 213H56L55 211H54V212H53V211L50 212ZM48 210H49V211H48ZM32 211H33V212H32ZM17 212H18V213H17ZM28 212H29V213H28ZM48 212H49V215H48ZM58 212H59V214H58ZM61 212H62V213H61ZM65 212H66V213H65ZM16 213H17V214H16ZM34 213H35V214H34ZM15 214H16V215H15ZM21 214H22V215H26V216H28L29 219H28V220H25V219H27V217L22 216ZM30 214H31V215H30ZM36 214H37V215H36ZM41 214H42V215H41ZM46 214H47V215H46ZM51 214L53 215V217L51 216ZM61 214H62V218H64L63 220H62V218H61ZM67 214H68V215H67ZM12 215H14V216H12ZM17 215H19V216L17 217ZM33 215H35V216L33 217ZM46 216H47L49 219H48ZM50 216H51V217H50ZM55 216H56V219H55ZM67 216H68V217H67ZM11 217H12V219H11ZM16 217H17V218H16ZM31 217H32L33 221H32V219H31ZM57 217H58V218H57ZM66 217H67V218H66ZM7 218H8V219H7ZM9 218H10V219H9ZM15 218H16V219H15ZM41 218H42L44 221H43ZM18 219H19V220H18ZM23 219H24V220H23ZM34 219H36V220H34ZM40 219H41V221L38 222L37 220H40ZM57 219H58L61 223L64 221V223H62V224L64 225V224L66 223L65 226L61 225V223H60ZM60 219H61V220H60ZM17 220H18V221H17ZM21 220H22V221H21ZM68 220H70V221H68ZM23 221H24V223H23ZM57 221H58V222H57ZM4 222H5V223H8V222H9V223H8V224H5ZM35 222H36V223H35ZM40 222H42V223L40 224ZM11 223H12V224H11ZM37 223L40 224V225L38 226ZM2 225H3V226H2ZM7 225H9V226H7ZM41 225H42V227H41ZM59 225H60V226H59ZM71 227H72V225H71ZM68 231H67V229H66V232H68ZM66 232H65V234H66ZM69 235H71V238H72L71 241L73 242V241L75 240V236H74V239H73L72 233L69 234ZM35 236L37 237L36 241H38V240H43V239H42V238H43L42 235H41L42 237H40L41 239L38 238L39 235H35ZM36 237H35V238H36ZM78 238H79V236H78ZM32 241H33V240L30 239V240L27 241V243L30 242V244H31V243L33 244L32 247H34V245H35V247H36V246L38 245V242L35 241V243L37 244V245H36V244H35L34 242H32ZM43 241H44V240H43ZM56 242H59V241H56ZM56 242H55V243H56ZM25 243H26V242H25ZM32 244H31V245H32ZM71 244H72V245H71ZM71 244H67L68 246L65 245V249L67 248V250H70V248L74 245L73 243H71ZM70 246H71V247H70ZM68 248H69V249H68Z\"/></svg>","mask_w":264,"mask_h":264}]
</instances>
